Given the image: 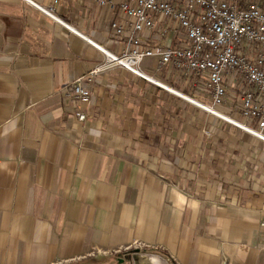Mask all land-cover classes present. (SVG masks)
I'll list each match as a JSON object with an SVG mask.
<instances>
[{"label": "crops", "instance_id": "1", "mask_svg": "<svg viewBox=\"0 0 264 264\" xmlns=\"http://www.w3.org/2000/svg\"><path fill=\"white\" fill-rule=\"evenodd\" d=\"M114 21L97 0H0V264H264V140L118 65L84 80L89 103L63 95L123 51ZM157 63L140 68L211 104Z\"/></svg>", "mask_w": 264, "mask_h": 264}, {"label": "built area", "instance_id": "2", "mask_svg": "<svg viewBox=\"0 0 264 264\" xmlns=\"http://www.w3.org/2000/svg\"><path fill=\"white\" fill-rule=\"evenodd\" d=\"M109 9H119L124 22H112L116 37L124 40L116 55L99 47L104 60L87 74L63 87L72 102L89 103L93 81L110 65L122 66L198 107L264 140V0H97ZM38 9L56 18L51 7ZM57 19V18H56ZM158 21L163 25L157 29ZM158 30L163 39L178 43L150 46L143 36ZM155 57L158 68L203 78L211 104H202L144 73L140 65ZM239 114L242 121L234 114ZM75 116L87 114L76 108ZM254 122V125L249 124ZM264 225V223H263Z\"/></svg>", "mask_w": 264, "mask_h": 264}, {"label": "rangeland", "instance_id": "3", "mask_svg": "<svg viewBox=\"0 0 264 264\" xmlns=\"http://www.w3.org/2000/svg\"><path fill=\"white\" fill-rule=\"evenodd\" d=\"M131 253H134V252H131ZM139 254H141V255H155L158 259H160V261H157L156 264H171L169 261H167L166 259H163L161 256L156 255V254L144 253V252H140V251H139ZM127 257H128V255L125 257L126 258V260H125L126 264H134V261L133 262L132 261L129 262L127 260ZM130 257H132V255H130ZM137 264H151V263L147 259L139 258L138 261H137Z\"/></svg>", "mask_w": 264, "mask_h": 264}, {"label": "water", "instance_id": "4", "mask_svg": "<svg viewBox=\"0 0 264 264\" xmlns=\"http://www.w3.org/2000/svg\"><path fill=\"white\" fill-rule=\"evenodd\" d=\"M139 258L147 259L148 261H150L151 264H154V263L156 264L157 261H160V259H158L155 255H141V254H139V251L134 252L132 257L127 258V260L130 259V261H132V262L134 261V264H137V261Z\"/></svg>", "mask_w": 264, "mask_h": 264}, {"label": "flooded vegetation", "instance_id": "5", "mask_svg": "<svg viewBox=\"0 0 264 264\" xmlns=\"http://www.w3.org/2000/svg\"><path fill=\"white\" fill-rule=\"evenodd\" d=\"M133 254H134V253H131V252H130V253L126 254L125 257L128 255L127 258H130V255H133ZM125 260H126V259H125ZM128 261L131 262L130 259H129Z\"/></svg>", "mask_w": 264, "mask_h": 264}]
</instances>
